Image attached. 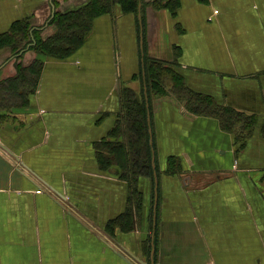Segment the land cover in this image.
<instances>
[{"label": "crops", "instance_id": "0c3cea01", "mask_svg": "<svg viewBox=\"0 0 264 264\" xmlns=\"http://www.w3.org/2000/svg\"><path fill=\"white\" fill-rule=\"evenodd\" d=\"M88 2L0 0V34L28 21L32 36L0 48V81L38 58L31 46L57 14ZM174 2L116 3L74 53L44 57L27 104L0 108V264H264V0ZM145 55L177 61L191 89L256 120L241 148L217 117L144 86L153 169L127 229L130 184L100 150L121 87L143 94Z\"/></svg>", "mask_w": 264, "mask_h": 264}, {"label": "trees", "instance_id": "16d2710c", "mask_svg": "<svg viewBox=\"0 0 264 264\" xmlns=\"http://www.w3.org/2000/svg\"><path fill=\"white\" fill-rule=\"evenodd\" d=\"M155 8L170 6L174 9V0H149ZM119 3L124 11H137L140 0H89L88 3L66 13L57 14L52 22L56 31L43 39L36 37L31 46L38 53V58L27 66H17V74L0 81V108L28 103V97L35 92L44 65V57H67L74 53L84 42L93 27L96 17L114 10ZM144 7V6H142ZM31 26L28 21L17 22L11 31L0 34V48L9 47L13 52H20L32 41ZM179 64L164 62L149 56L144 57L141 70L143 78L142 93H137L129 86L121 87V113L112 132V140L101 149L100 161L105 168L118 166L120 176L125 178L131 188L130 206L117 220L124 216L133 226L134 209L140 207V193L137 179L140 174L152 173L153 151L149 131L148 106L145 96H163L173 94L185 103L187 109L199 115L217 117L223 129L234 132L239 146L243 148L255 126V117L215 101L191 89L184 76L177 70ZM111 139V138H110Z\"/></svg>", "mask_w": 264, "mask_h": 264}, {"label": "built area", "instance_id": "2783aa9c", "mask_svg": "<svg viewBox=\"0 0 264 264\" xmlns=\"http://www.w3.org/2000/svg\"><path fill=\"white\" fill-rule=\"evenodd\" d=\"M215 12H217V11H215ZM38 192H41V190H38Z\"/></svg>", "mask_w": 264, "mask_h": 264}, {"label": "water", "instance_id": "95a60500", "mask_svg": "<svg viewBox=\"0 0 264 264\" xmlns=\"http://www.w3.org/2000/svg\"><path fill=\"white\" fill-rule=\"evenodd\" d=\"M2 146V145H1ZM3 147V146H2ZM3 148H5V147H3ZM8 149V148H7ZM9 150V149H8ZM133 264V263H132Z\"/></svg>", "mask_w": 264, "mask_h": 264}, {"label": "rangeland", "instance_id": "374dc122", "mask_svg": "<svg viewBox=\"0 0 264 264\" xmlns=\"http://www.w3.org/2000/svg\"><path fill=\"white\" fill-rule=\"evenodd\" d=\"M26 47H27V46H26ZM26 47H25V48H26ZM25 48H23V49H25ZM23 49H22V50H23Z\"/></svg>", "mask_w": 264, "mask_h": 264}]
</instances>
